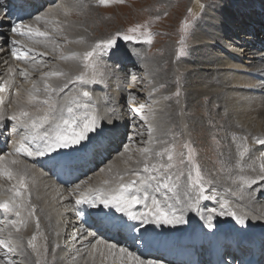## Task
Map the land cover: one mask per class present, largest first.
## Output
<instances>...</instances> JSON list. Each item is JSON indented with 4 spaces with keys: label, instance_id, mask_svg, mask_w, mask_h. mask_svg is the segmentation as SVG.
<instances>
[{
    "label": "bare ground",
    "instance_id": "6f19581e",
    "mask_svg": "<svg viewBox=\"0 0 264 264\" xmlns=\"http://www.w3.org/2000/svg\"><path fill=\"white\" fill-rule=\"evenodd\" d=\"M82 1L83 0H81V2ZM18 2H20L21 5L23 4L22 7L27 8V6H29V4L31 3V0H0V87L3 86V81H9L5 92L0 93V95H2L4 98L3 105L0 107H2V110L6 117L3 121H0V156H7L8 153L12 152L15 142L20 138V131H13L12 125L14 124V122L8 119V117H10L14 111L18 110L19 104L17 103V101L20 100L22 102L27 98V90L31 89L32 82L34 80L39 83L40 87H43L42 83H40L43 73L50 71H64L65 73H67L66 77H47L48 83H50L53 87H60L66 82V80L74 78L80 73H84L86 81H91V77H93L95 74L93 72L94 74L92 76V71L90 70L91 67L95 65H92L90 68L83 72L82 69L83 66H85V63H83L84 61L79 58L61 60L60 56H58V60L55 65L56 67H53V64L51 65L52 62L49 59H52V57H54L57 52L54 53L55 51H53V47L51 44H49L47 47L43 44H36L37 46L35 47L38 53L46 52L48 53V55L31 54L32 59H30L28 62L16 59L12 52L13 45L11 41L12 39H23V37H20L11 32L10 29L15 23L22 22L25 24H32L34 26H37L38 24L39 27L40 25H44L45 28H47L50 24H46L45 20L49 22L56 21L54 20L55 17L63 20H67V18L70 17L76 18L78 16L80 17V19L83 18V15H81L80 12H77L79 11L78 7H80V2L76 0H71V2L68 1V3H66V0H54V2H52V5H48L49 2H46L44 4H41L42 6L39 7L37 15H35L36 13L34 12L30 15L24 13L21 15V17H18L13 11H16L18 9ZM229 4L230 1L226 4L227 9H229ZM259 4V2H256V5ZM60 5L68 6L71 9L70 14L64 16V10L62 9L60 12ZM45 6L47 8L44 10ZM31 7L32 6H30L29 8ZM248 7H253V5H246V10L249 9ZM75 9H77V11H75ZM249 11L251 14L254 13L252 9H249ZM86 14L87 15H85L84 19L81 21L82 23H74L72 27L69 26V23L67 24L68 29L72 30L70 31L72 37L69 39L73 42L70 43V50L68 49L69 51L65 52L64 55H68L72 52L83 53L85 51L91 50V47L94 46L92 44V46H90L89 44V41H92L93 39V37L89 38V31L93 26L92 22H94V20H92L89 26H86V23L89 19L87 17L89 13L86 12ZM37 16H41L42 19L39 21H37L36 19H33L32 21L30 20ZM241 16L244 15L242 14ZM233 19L235 20V25L237 24V20L240 21V19H238L236 16H233ZM262 19L264 18L262 17ZM223 23L226 24V27H229V25L224 20H222V24ZM235 30L236 31L234 32V37L230 38L232 40L240 39L238 35L239 29ZM81 37L83 38L82 41H80ZM210 38L211 36L206 35L205 33H199L196 36V39L203 41L204 44H208ZM222 39L223 38L221 36L218 41L226 42L224 39ZM228 39L229 38H226V40ZM129 52L131 53H127L125 52V50L119 52L120 60L127 61L130 59L129 57L133 55L134 59L130 60H133V62H136V64L138 63L137 61L140 62V64L137 65L135 69L141 68L143 65L142 62H144V60L140 58V51L130 50ZM58 53L63 54L62 52H60V50L58 51ZM217 54L222 55V52L219 51ZM40 56L41 58L39 60ZM47 58L51 63L43 60H47ZM116 58L117 56L115 57V59ZM34 61H39V63H36L35 68L32 67ZM122 61L120 62L121 65H117V67L125 68L126 65ZM259 61L263 63L258 65L256 62H254L253 65L257 68H251L252 75L254 77L242 74L236 75L233 73V77L230 76L229 80H227V78L225 80L223 79L222 82L224 83V85H222L221 87L219 86L221 85L220 83H215V85H212L213 90L215 91H221L222 88L224 89L223 96L221 97L222 101L221 99L220 101L222 102L224 107L227 108L229 115L236 120L237 127L240 128L238 132H241L244 136L249 137L252 134V139H254L255 136L264 138V59L260 57ZM220 63H223V61L221 60ZM96 66V71L101 72L104 70L103 67L98 65ZM114 66H116V64H114ZM185 66L186 65L175 68L176 71L179 72L177 73V75H183L185 81L189 83L192 80V78H189L190 75L188 76V74L183 73V71L180 70ZM129 67H131V64ZM10 68L15 69L14 75L9 73ZM24 68H27L29 70V75L27 77L20 75V71ZM142 71H147L149 73L148 77L150 78L153 75H156L159 78L165 77V75L169 73V71L161 70L160 65L156 67L155 63L151 65L146 64L145 66H143ZM224 72L227 71L224 70ZM236 72H238V70ZM107 73L109 74V76H111L113 72L111 73V71L108 69ZM124 75L127 76V73H124ZM127 80L132 84H129L128 86L125 85V87L127 88L126 92L131 93V89L134 88V82L130 79L129 73L126 79H124L123 77L115 82V88L119 87L120 89H123L120 85L126 84ZM144 80H146L145 77H143V81ZM256 85L258 86L255 88ZM250 87H252L251 89H253L254 93L250 91ZM16 88L21 89L20 97H17L16 95ZM102 88L96 86V84L94 85V83H69L64 93L60 94V97L62 98L65 95L75 94L78 90H87L91 92L92 99L90 103L96 109L97 115L101 118L97 130L93 133H90L89 138L86 141L82 142L81 145L75 146L76 151H79L80 149L81 163L76 166L74 164V161L76 160L75 157L70 161V165H68L78 167L81 173V177L84 176L82 179H77L74 182L75 184L73 183L72 187L70 188L65 186V183L57 181L59 171L56 169V164L61 162L62 159L58 157L56 153L62 152L63 150H67L69 148L60 149L58 150V152L51 153L48 156L44 157H20V159L24 160L25 163L30 166L28 168L26 177V182L28 184L27 192L31 194V203L36 205L35 216L39 217L40 221V228L37 231L39 241L40 239H48L46 241L48 242L50 249L52 250H50L51 253L55 254V258L58 257L55 261L59 263H66L71 261L70 264H121L119 253H117L116 256L110 257L107 249L105 248V243H111L116 244L118 247L127 248L130 252L135 253L145 262L155 261L156 264H234L237 259L249 261V258L255 255H258L261 264H264V255L260 254L259 251L260 249H264V229H261V227L264 226H255V224L264 223V191H255L254 189L257 188V185H252L248 189L247 187L242 185L241 181L239 189L238 184L228 185L230 189L240 192L239 195H234V193H228L226 192V190L222 189L221 185L223 181L229 179L227 178L225 180L223 175H220L219 178L214 180V191H212L210 194H215L217 199L214 200V202H211L209 200H200L198 212L188 209V203L190 202L185 198L186 194L184 193V195L180 190V203L177 205L174 201H169V203L175 204V207L177 208L176 214L183 215L185 223L174 225L143 224L141 221L130 220L127 218V216L124 215L123 218L114 220L113 227L102 230L104 222L95 219L93 220V217L90 215V211L97 210L99 207L93 208L88 205H75L74 199L71 196V191L76 184H79L81 181H86L87 183L86 185H82V189L88 185L98 186L102 182V180L109 178L116 171L122 172L124 170V160L129 154L133 157V159L129 161L130 164L135 162L136 156L138 155V151L136 150L135 152L131 150L133 152L132 154L130 152L126 153L124 156H121L119 154L118 151L121 148L120 146H123V142L120 141L126 138L124 129L125 127L126 129H128L127 126L129 127V122H127L129 113L125 109H120V113L122 115L121 117H116L117 115H115L112 109L109 108V105L112 102H109V97H107L104 89ZM149 89H152V87L150 88V85H148L147 90ZM193 89L194 90L192 91V93H187L186 97H184V100L188 97V104H190L194 100L193 96L196 94V91L199 90V87L194 88L193 86ZM13 90L15 91L13 92ZM115 93L116 96H114L116 97V99H120L118 105L123 106L124 99L121 98V94H117L120 93V91L116 89ZM148 94L152 97L151 92H148ZM148 94L146 93V95ZM40 95H43V93H41ZM130 95L134 96V94L132 93ZM215 96L218 97L217 94H215ZM158 98L154 96L152 98V101ZM188 111L193 110L189 109ZM152 112L154 113L155 111L152 110ZM147 115H149L150 117L149 121L145 122L141 116V123H146V125H144V128H148L149 123H151L152 127H154L155 123H153V121L155 122L154 117L156 116V114L154 113L153 117L147 111ZM185 117L187 118V116ZM185 117H182L183 121L189 123L188 119H186ZM163 119L165 120L164 115ZM177 121L178 119L174 116L171 120V123L173 124ZM180 121L182 123V120ZM252 128L255 130L254 133L252 131ZM244 143L250 145V143L247 141ZM236 146L237 145L233 147ZM259 146L260 148H258L260 154L264 153V146ZM90 148L91 151L89 152ZM85 149H87V152H89L90 154H88ZM241 150V146L236 147L235 150H232V154L229 155L231 161L235 163L240 162L241 157L239 156V152ZM94 151H98L99 153L94 154ZM256 151L258 153V150ZM69 154L70 153H67V155ZM238 164V176L233 175L232 171L226 173L225 176H228L229 178L233 177L236 181V179L240 178L241 175H254V173L251 171L250 166L255 165L258 168L259 162L257 159L256 161H251V164L244 165L243 167ZM91 166L102 168H99L100 170L98 172H92L90 170ZM110 166L112 168V172L108 171ZM0 184H4L5 187H7L8 181L0 178ZM260 187H264V185H260ZM2 198L6 199L7 194L5 193ZM223 199H228L231 202L234 210L238 213H246L247 218L245 219V222L243 224H240L234 217L215 215L212 217L211 221L213 227L209 228L208 210L212 208H218L219 201ZM192 201H194V199H192L191 202ZM141 210L142 208L139 205L134 209V211ZM108 213L109 212H107L106 215ZM107 216V218L103 217V219L106 220L114 218L113 215ZM5 217H8V219L4 221V224L0 225V228H5L4 236L7 237L8 232L12 231L13 239H16L17 236H20L23 238L21 240V244L23 245V242L27 243L28 236H26L24 233L31 232V225L34 224L33 220L35 218L33 217L29 219L27 227L21 229L20 233L17 234L13 229L9 230L5 227L9 224L10 220L15 219V216L12 213L5 212L3 209H0V223L2 221V218ZM223 218H227V222L223 221ZM127 220L131 221L130 224L126 222ZM93 225H95V227L97 228H94ZM119 226L121 227L120 231L115 229ZM105 230L106 232L103 233V231ZM39 231H41L42 233L39 234ZM88 232L95 233V236H88ZM103 234H108V238ZM135 234H137L138 236L135 237ZM5 237H1L0 235V238ZM124 238H127L128 242H131L132 244H127V242L124 241ZM65 239L67 241H70L71 243L68 244L67 242L66 244ZM97 240H100L102 242L100 244H97ZM134 243L136 244L135 247H133ZM48 244L46 243V245ZM94 245L95 248H93ZM71 246H75L73 247L72 251L69 250V248L72 249ZM204 246H206L205 251L194 252V250L198 248L201 249ZM156 248H159L162 251L160 256H162V254L164 253L166 259H168L169 261H165V259L163 258H158V260H156ZM22 250L23 248L8 253L7 249L3 248V246H0V260H5L4 258L9 257L8 260L10 259L14 264V259L22 256ZM152 255H154V257H152ZM24 261L25 263L27 262L25 258ZM126 264H132V262L127 261Z\"/></svg>",
    "mask_w": 264,
    "mask_h": 264
},
{
    "label": "rangeland",
    "instance_id": "374dc122",
    "mask_svg": "<svg viewBox=\"0 0 264 264\" xmlns=\"http://www.w3.org/2000/svg\"><path fill=\"white\" fill-rule=\"evenodd\" d=\"M68 1L71 2V0H66V3H68ZM76 1L80 2V7H78L79 11H77V9H75V11L80 12L83 18L80 19L79 16L76 18L74 17L75 19L70 17L67 18V20L58 19V17L54 18V20L59 21L60 26L63 28L62 34L54 33L56 43L62 48L63 54L68 52L70 50L69 48H71L70 43H65V37L69 41V38L72 37L70 34L72 30L68 29L67 24L69 23V26L72 27L74 23H82L81 21L84 19V16L87 15L86 12L90 15L87 16L89 19L86 26H89L92 20H94V22H92L93 26L89 31V38L93 37L92 41H89L90 46L95 45L98 41L109 39L118 31L127 33L130 27H135L136 25H146L153 35L150 44L147 43L145 38L140 36L139 33L136 34L138 36L136 40H119L116 47L110 51L98 50L96 55L88 62L91 65H95L90 69L92 71V76L95 73L94 76L91 77V81H95L94 85L96 84L98 87H103L102 89H104L107 97H109V102H112H110L109 108L117 115L116 117H121L122 114L120 113V109H125L129 113L127 122H129L130 128L127 126L128 129H126V127L124 129L126 138L120 141L123 142V146H120L121 148L118 151L119 154L124 152L125 145L133 152L145 146L143 140L146 141L148 138V128H144L146 123H141V116L147 115V111L149 112V108H151L156 114L154 117L155 122L153 121L155 125L152 133L155 139L154 141H156L152 147L156 151H159L162 147H171L175 145V153L178 158L180 152L183 151L186 153L183 144L185 142H190L192 148L195 150L194 159L199 164L204 178L203 183L206 189L204 194L210 195L211 192L214 191V180L219 178L220 175H223L225 180L227 178L229 180L223 181L221 185L222 189L226 190L228 193L239 195V191L237 192L230 189L228 185L238 184L239 189L240 178L235 181L233 177L229 178L225 176V174L232 171L233 175L238 176V163V165L243 167L244 165L251 164V161H256L257 159L259 162L260 146L256 144L255 139H252V134L250 137L246 136L248 137L247 142L250 143L248 146L250 150L252 149L250 154H246L240 162L235 163L231 161L229 155L232 154L233 149L235 150L236 147L242 146L244 142L241 141L240 138L244 137V135L238 132L240 128L237 127L236 120L229 115L227 108L224 107L221 102L224 89L222 88L221 91H215L212 85L220 83L221 85L219 86L221 87L224 85L222 82L223 79L225 80L227 78V80H229L230 76L233 77V73L236 75L242 74L254 77L251 68L257 67L254 66L253 63L256 62L258 65L263 63L259 60L260 57L264 59V19H262V17L264 18V0H124L123 3H111L108 5L99 4L97 0ZM229 1V9H227L226 4ZM256 2L260 4L256 5ZM50 4L52 5L53 3H49L48 5ZM250 4H252L253 7L248 8L253 10V14L250 13L249 9L246 10V5L250 6ZM46 6L44 10L48 7ZM189 9H191V12H189ZM61 10L62 8H60V12ZM165 13L167 14L165 15ZM37 14L38 12H36L35 15ZM242 14L244 16H241ZM64 16L66 15L64 14ZM233 16L240 19V21H236V25ZM156 17H159V19H156ZM33 19L35 18L30 20L32 21ZM222 20H224L229 27H226L225 23L222 24ZM185 21H187V30L183 31L182 28L185 26ZM37 27H39L38 24ZM39 28L41 30L46 29L44 25H40ZM47 29L51 31V26L49 25ZM235 29H239L238 35L240 39L238 40L230 39L234 37ZM141 31H144V28H141ZM199 33H205L211 36L210 41H208L209 45L196 39ZM182 36L185 38L186 46L184 54L180 55L179 49L181 47L180 40ZM221 36L226 42L220 41V44L218 40ZM226 38L229 39L226 40ZM36 46L37 45H34V47ZM57 50L54 52H57L56 55H54L52 59H49L52 63L48 58L47 60L43 59L50 62L51 65L53 64V67H56L57 57L61 56V54L58 53L59 50ZM124 50L127 53H131L132 51L129 52L130 50L140 51V58L144 60V62H142L143 65L141 64L142 67H138L140 70L135 69L137 65H134L133 60H130L134 59L133 55L129 57L131 67H129L130 64H127V61L120 60L119 52ZM219 51L222 52V55L217 54ZM115 54L117 56L116 59ZM40 58L41 56L39 60ZM221 60L223 63H220ZM121 61L125 63V68L117 67V65H121ZM137 62L140 64L139 61ZM153 63L156 64V67L160 65L161 70L169 71V73L161 78L156 75L151 76V78L148 77L149 73L147 71H142V68L146 64L151 65ZM114 64H116V66H114ZM96 65L103 67L104 70L101 72L96 71ZM183 65L186 66L180 70L188 74V76L190 75L189 78H192V80L189 83L185 81L183 75H177L179 72L176 71V68ZM88 68L90 67L83 66L82 71L84 72ZM108 69L111 73L113 72L111 76L107 73ZM224 70L227 72H224ZM237 70L238 72H236ZM124 73H127V76L124 75ZM128 73L130 79L134 82V88L131 89L132 91L130 90L134 96L126 92L127 88L125 85L128 86L132 84L128 80L126 84L120 85L123 89L119 87L115 88V82L123 77L126 79ZM143 77H145L146 80L143 81ZM148 85H150L152 89L147 90ZM193 86L194 88L199 87V90L196 91V94L193 96L195 101L193 100L188 104V97L185 100L184 97H186L187 93H192L194 90ZM257 86L258 85H256L255 88ZM251 88L252 87H250V89ZM116 89L120 91V93L117 94H121V98L124 99L123 106L118 105L120 99H116L115 97ZM177 89L180 91L178 97L174 95ZM14 91L15 90H13V92ZM250 91L253 92V89ZM148 92H151L152 97ZM214 92L218 97L215 96ZM146 93L148 95H146ZM154 96L159 98L152 101ZM132 97H134V99H132ZM141 103L146 105L145 109L140 113L133 111V108H138ZM188 108L193 111H188ZM163 115L165 120L163 119ZM174 116L178 119V123L175 122L172 124L171 120ZM185 116H187V118ZM182 117L188 119L189 123L184 122ZM180 120H182V123ZM252 131L253 133L255 132L253 128ZM137 133H143V135H137ZM233 136H235L236 139H233ZM235 145L237 146L233 147ZM255 149L258 150V153ZM90 151L91 148L89 152ZM132 151H130L131 154L133 153ZM89 152L88 154H90ZM98 153V151H94V154ZM137 154L136 159H139V153L137 152ZM130 165L135 167V163H131ZM99 168L92 166L90 170L92 172H98L102 167ZM178 169L185 172V176L181 177L180 190L183 194H186L184 195L187 201L191 202L192 199L195 200L198 193L195 189L187 186L189 184L186 176L188 169L183 165H178ZM248 188L249 187H247V189ZM209 201L214 202V200ZM227 218H223L222 220L227 222ZM33 223L34 224L31 225V232L24 234L28 236L27 242L34 233L36 234L37 240L34 241L36 251H33L28 246V243L23 242L22 256L14 259V264H36L35 260L37 261V259H39L40 264H58L59 262L55 261L58 257L55 258V254L51 253L52 250L46 241L48 239H40L39 241L37 229L34 227L35 219ZM261 225L264 226V223L255 224V226L259 227H261ZM7 228L11 230V227ZM261 229H264V227H261ZM4 233L1 237H5ZM38 233L40 234L42 232L39 231ZM67 242L68 244L71 243L66 240L65 243L67 244ZM46 243L48 245H46ZM75 246H71L72 249L69 248V250L72 251ZM37 252L39 253V257H37ZM8 258L9 257H6L4 259L8 261ZM24 258L27 260L26 263ZM70 263L71 261L66 263L60 262L59 264Z\"/></svg>",
    "mask_w": 264,
    "mask_h": 264
},
{
    "label": "snow or ice",
    "instance_id": "6c2138e0",
    "mask_svg": "<svg viewBox=\"0 0 264 264\" xmlns=\"http://www.w3.org/2000/svg\"><path fill=\"white\" fill-rule=\"evenodd\" d=\"M99 4L108 5L111 3H123L124 0H97ZM64 10V14H70L71 9L66 5H60ZM191 12V9H189ZM167 13H165L166 15ZM37 21L41 20V16L35 17ZM159 19V17H156ZM51 31L47 28L41 30L39 27L32 24L22 22L15 23L10 29L12 33L23 37V39H12L13 55L16 59L28 62L32 59L31 54L48 55V53H38L34 47L36 44H43L46 47L51 44L53 51L62 48L56 43L55 34H62L63 28L59 21L49 22ZM144 28V31H141ZM187 30V21L182 28ZM139 33L144 37L147 43H151L153 35L146 25H136L130 27L127 33L116 32L109 39L98 41L90 51L83 53L72 52L68 55L61 54V60L79 58L85 62V67H91L88 62L96 55L98 50L110 51L116 47L119 40L132 41L136 40ZM42 38V39H41ZM83 38H80L82 41ZM76 41V42H80ZM65 37V43H72ZM179 54L183 55L185 51V38L182 36L180 40ZM19 46V47H17ZM34 61L32 67L35 68ZM9 73H15L14 68L9 69ZM20 75L27 77L29 70L24 68L20 71ZM64 71H50L42 74L41 82L43 87L39 86L37 81L32 82L31 89L27 90V98L24 101L18 100V110L14 111L8 119L14 122L12 125L13 131L19 130L21 135L18 141L15 142L12 152L7 156H0V178L8 181L7 187L0 184V209L5 212L12 213L15 219L9 221V225L15 233H20L21 229L26 228L29 219L35 218V227L37 231L40 228L39 217L35 216L36 205L31 203V194L27 192L28 184L26 182L28 168L30 167L21 156L36 158L48 156L51 153L58 152L60 149H66L81 145L82 142L89 138V134L97 130L100 117L96 113V109L91 105L92 93L87 90H78L75 94L65 95L64 93L69 83H94L95 81H86L84 73L76 75L74 78L66 80L60 87H53L48 83L47 77H66ZM9 81H3V86L0 87V93L5 92ZM21 89L16 88V95L20 97ZM43 93V95H40ZM177 97L180 95L179 89L174 93ZM134 99V97H132ZM4 98L0 95V106L3 105ZM146 105L140 104L138 108H133V111L140 113L145 109ZM149 113L154 117L152 109L149 108ZM5 114L0 107V121L5 119ZM149 116H142L145 122L149 121ZM152 124H148V138L143 141L144 147L137 149L139 159L135 160V167L129 164L133 157L129 154L124 160L125 168L121 171H116L109 178L102 180L98 186H86L82 189V185H86V181H81L76 184L71 191V196L74 199L75 205H88L93 208L103 206L104 208H114L127 216L133 221H141L143 224H182L185 223L183 215H177L175 204L180 203V180L185 176V172L178 169V165H183L188 169L186 176L189 181L188 187L195 189L198 193L195 200L188 203V209L191 211H199L200 200H216L215 194L205 195V187L203 183V175L200 166L196 163L194 156L195 150L190 142H185L183 148L185 152L175 153V145L171 147H162L156 151L152 145L156 143L153 138ZM143 135V133H137ZM236 139L235 136L232 137ZM246 142L248 137L240 138ZM256 144L264 146V138L255 137ZM242 150L239 152L241 159L246 154H250L251 150L247 143H242ZM127 145L124 146V152L120 153L124 156L125 153H130ZM166 157V159H165ZM254 175H241L240 180L245 187L257 185L255 191H264V153L260 154L258 168L250 166ZM103 171V170H102ZM112 172L111 166L108 169ZM127 177V179H126ZM7 198H2L4 194ZM162 197V199H161ZM174 201V203H169ZM141 206V211H134L137 206ZM208 227H213L212 217L231 216L234 217L240 224L245 222L246 213H238L234 210L231 202L228 199L219 201L218 208L209 209ZM5 232V228H0V235ZM88 236H95V233L88 232ZM13 232L9 231L7 237L0 238V246L7 249L8 253L22 249L20 236L16 239L12 238ZM36 234L28 240V246L36 251ZM102 241L97 240L100 244ZM95 248V245L93 246ZM109 256H116L119 253L121 264H126L131 261L132 264H156L155 261L145 262L135 253L130 252L127 248L118 247L116 244L105 243ZM91 255V253H90ZM37 257L39 253L37 252ZM0 264H13L11 260H0ZM36 264H40L37 259Z\"/></svg>",
    "mask_w": 264,
    "mask_h": 264
}]
</instances>
